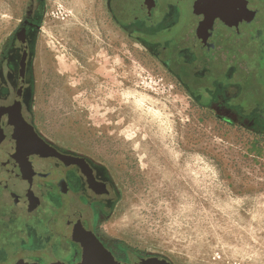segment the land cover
<instances>
[{
  "label": "rangeland",
  "instance_id": "374dc122",
  "mask_svg": "<svg viewBox=\"0 0 264 264\" xmlns=\"http://www.w3.org/2000/svg\"><path fill=\"white\" fill-rule=\"evenodd\" d=\"M28 3L0 0V50ZM105 3L44 0L36 126L108 168L120 195L109 226L133 248L173 264H264V134L197 104ZM33 206L22 264L53 250Z\"/></svg>",
  "mask_w": 264,
  "mask_h": 264
},
{
  "label": "flooded vegetation",
  "instance_id": "af4514ba",
  "mask_svg": "<svg viewBox=\"0 0 264 264\" xmlns=\"http://www.w3.org/2000/svg\"><path fill=\"white\" fill-rule=\"evenodd\" d=\"M105 4L112 21L175 74L197 104L264 134V0ZM44 9V0H29L0 50V264H22V209L25 214L33 205L28 215L46 220L53 249L45 260L34 252L39 263L76 264L96 253L97 264H167L113 235L109 222L120 195L108 168L58 145L36 126L35 63Z\"/></svg>",
  "mask_w": 264,
  "mask_h": 264
},
{
  "label": "water",
  "instance_id": "95a60500",
  "mask_svg": "<svg viewBox=\"0 0 264 264\" xmlns=\"http://www.w3.org/2000/svg\"><path fill=\"white\" fill-rule=\"evenodd\" d=\"M168 260V259H167ZM167 264H173L170 260H168ZM51 264H58V263H51ZM76 264H97V254H85L82 256L81 260Z\"/></svg>",
  "mask_w": 264,
  "mask_h": 264
}]
</instances>
